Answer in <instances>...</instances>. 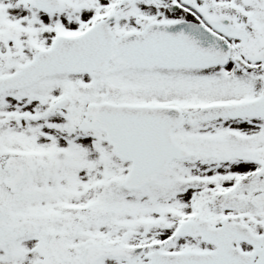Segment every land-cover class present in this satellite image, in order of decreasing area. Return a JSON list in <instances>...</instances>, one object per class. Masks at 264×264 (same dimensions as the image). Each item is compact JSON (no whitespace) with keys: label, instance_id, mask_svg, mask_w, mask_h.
I'll use <instances>...</instances> for the list:
<instances>
[{"label":"snow or ice","instance_id":"obj_1","mask_svg":"<svg viewBox=\"0 0 264 264\" xmlns=\"http://www.w3.org/2000/svg\"><path fill=\"white\" fill-rule=\"evenodd\" d=\"M0 264H264V0H0Z\"/></svg>","mask_w":264,"mask_h":264}]
</instances>
